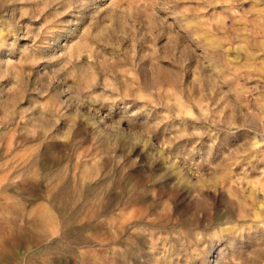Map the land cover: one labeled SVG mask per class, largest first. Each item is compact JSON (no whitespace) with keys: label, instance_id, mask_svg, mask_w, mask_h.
I'll return each mask as SVG.
<instances>
[{"label":"rangeland","instance_id":"obj_1","mask_svg":"<svg viewBox=\"0 0 264 264\" xmlns=\"http://www.w3.org/2000/svg\"><path fill=\"white\" fill-rule=\"evenodd\" d=\"M0 264H264V0H0Z\"/></svg>","mask_w":264,"mask_h":264}]
</instances>
